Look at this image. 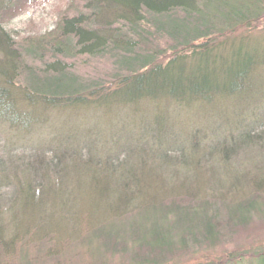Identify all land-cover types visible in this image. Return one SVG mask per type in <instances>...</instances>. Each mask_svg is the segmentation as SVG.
Listing matches in <instances>:
<instances>
[{
	"label": "trees",
	"instance_id": "trees-1",
	"mask_svg": "<svg viewBox=\"0 0 264 264\" xmlns=\"http://www.w3.org/2000/svg\"><path fill=\"white\" fill-rule=\"evenodd\" d=\"M84 8L63 18L52 34L29 40L26 55L43 59L41 64L26 62L0 25V122L28 133L55 114L99 119L100 131L76 128L72 139L54 137L33 146L53 152L41 167L40 188L68 174L88 181L89 191L82 188L80 196H88L85 209L99 214L94 235L102 243L92 255L102 257L106 248L112 255L133 254L137 258L130 264H168L188 242L221 243L222 233L208 214L212 200L221 199L228 223L243 225L252 213H264V183L234 180L242 173L224 163L230 151L264 147V100L243 105L252 73H264L256 72L264 69V51L242 44L225 50L226 39L219 41L238 28H264V0H86ZM44 48L52 58H45ZM81 56L113 59L112 82L83 80L69 62ZM213 95L219 99L215 111L224 117L204 127L203 135L192 124L185 130L188 144L181 143L184 113ZM168 108L178 114H163ZM103 114L110 116L106 127ZM178 116L182 121L176 125L172 119ZM258 127L262 133L252 134ZM199 161L204 165L197 167ZM245 181L250 192L233 200ZM151 183L161 186L149 187L150 195L145 184ZM249 263L264 264V249Z\"/></svg>",
	"mask_w": 264,
	"mask_h": 264
},
{
	"label": "rangeland",
	"instance_id": "rangeland-1",
	"mask_svg": "<svg viewBox=\"0 0 264 264\" xmlns=\"http://www.w3.org/2000/svg\"><path fill=\"white\" fill-rule=\"evenodd\" d=\"M85 1L3 0L0 5L4 7L0 8V25L11 41L17 44L18 52L24 55L26 62L41 64L43 59L40 62L37 58L35 62L26 55L25 48L29 40L52 34L63 18L70 17L78 11H87L84 8ZM222 40L225 42V50L233 44L235 46L242 44L250 49L264 51V28L263 25L251 29L238 28L235 33L219 41L222 42ZM46 50L44 48L42 53L45 54V58H48L50 55ZM69 62L74 65L72 69L83 80L102 82L106 86L112 82L110 69L113 59L109 57L97 59L81 56ZM260 71L264 69L256 70V72ZM250 84V91L243 98L245 100L243 105L247 108L258 100H264V73L253 72ZM217 97L213 95L212 101L208 103L190 106L186 114L179 111L188 117L185 122L181 123L180 134L183 137L181 143L188 144L185 130L192 127V124L198 126L202 135L204 127L218 125V120L224 116H220L215 111L217 100H219ZM238 105L239 103L236 104V109ZM175 110L168 108V111H163V114L176 112ZM95 113L97 112H91L92 116ZM103 115L99 117L104 118L103 125L106 127L110 116ZM181 116L172 119L176 125L182 121ZM162 118L167 119L165 116ZM85 127L101 130L99 119L96 118L93 121V119L78 118L73 112L52 115L42 125H35L28 133L18 130L19 127L12 128L7 123L0 122V264H130L136 260L137 257L134 258L133 254L112 255L106 248L104 253L102 251V257L92 255L97 246H101L102 243L94 235V230L100 224L97 223L100 219H94V217H98L99 214L92 209H85L88 196H80L82 188L89 191L86 179L74 180L75 178L69 177L68 174L65 179H53L41 188L38 186L40 182H44L41 167L52 160L50 157L53 156V152L46 146L36 149H33L35 148L33 146L49 144L54 137L62 139V136L64 139L69 136V139H72V135L77 131L76 128ZM177 128L174 129L177 130ZM262 131L263 127H258L251 132L260 134ZM16 140L18 143L12 146L7 144ZM229 154L233 156L232 159L231 156L227 157L224 163L229 170L234 168L239 174L242 173L234 180L242 182L244 178H247L248 183L250 181L264 183V147L230 151ZM220 156V161H223L224 155L220 154ZM168 157L171 158V155ZM210 164L206 167L209 168ZM168 165L171 169H176L177 166H174L173 160H169ZM203 165L204 163L199 161L197 167ZM30 170L33 172H29ZM165 173L162 171V177L166 176ZM157 177L159 178L158 175ZM221 179L227 180L223 176ZM245 183L247 181L241 183L243 184L241 187L238 186L239 189L234 193L233 200L239 201L242 199L239 198L241 195L250 192L248 187L244 186ZM194 184L200 186L201 182L196 181ZM154 185L161 186L160 183H151L149 186L145 184L148 194H153L150 193L152 190L148 191V188ZM27 187H32L31 193L27 192ZM157 196L159 194L154 193V197ZM78 197L83 199L80 198L81 201H79ZM183 205L193 207L197 204L194 201H184ZM200 206L201 204L197 208L199 212H202ZM208 207V214L222 233L221 243L205 247L188 242L183 250H177L171 255L168 264H197L208 259L220 260L223 264L222 259L225 260L228 256H236L237 264H250V260L253 261L256 254L264 249V213H252L248 222L240 225L236 221L235 223L227 222L226 208L222 205L221 199L212 200ZM261 209L264 212V207Z\"/></svg>",
	"mask_w": 264,
	"mask_h": 264
}]
</instances>
